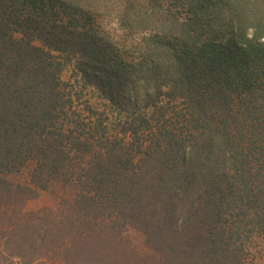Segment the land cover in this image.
I'll return each mask as SVG.
<instances>
[{
	"label": "trees",
	"instance_id": "16d2710c",
	"mask_svg": "<svg viewBox=\"0 0 264 264\" xmlns=\"http://www.w3.org/2000/svg\"><path fill=\"white\" fill-rule=\"evenodd\" d=\"M97 18L114 20L123 37ZM72 62L122 111L137 107L128 97L136 84L145 109L181 100L201 122L148 140V121H128L127 146L72 139L60 79ZM249 118L241 144L231 130ZM29 166L30 185L7 179ZM55 181L79 186V217L117 226V236L141 232L149 252L138 263L246 264V242L264 237V0H0V218L11 212L18 226L0 228L5 264L80 249L66 223L51 232L34 214L21 218Z\"/></svg>",
	"mask_w": 264,
	"mask_h": 264
},
{
	"label": "rangeland",
	"instance_id": "374dc122",
	"mask_svg": "<svg viewBox=\"0 0 264 264\" xmlns=\"http://www.w3.org/2000/svg\"><path fill=\"white\" fill-rule=\"evenodd\" d=\"M171 0H164L167 4ZM185 17V14L183 15ZM96 25L106 33L112 36L122 38L123 35L118 32L116 22L108 18H97ZM14 36L20 38L21 34L15 32ZM136 37H138L136 35ZM37 45H42L40 41ZM53 61L56 63H65V55L52 52ZM62 91L65 99L69 100V107L65 124L70 125L73 134L68 133V137L91 138L94 141L100 136L110 139L123 141L124 146L130 143V137L124 133V125L128 121L141 118L148 121L147 131L144 132L143 138L151 140L153 134L158 129H173L179 134H185L187 131L193 130L198 121L193 115L185 112L184 104L181 100L169 101L164 99L160 104L163 111H155V109H145L141 102V93L145 92V88H141L136 84H132L128 96L129 98H138V104L134 111H122L111 104L105 98L101 91L95 86L88 84L83 75L79 72L75 63L63 65L60 73ZM186 120L184 121L183 116ZM253 121H249L242 130L232 129L233 134L240 135L239 143L249 142L248 135L253 129ZM152 132V133H151ZM253 140L251 136L250 141ZM32 166L23 169L19 173H13L7 176V179L14 184L30 185ZM79 190L76 183L64 184L62 181L52 182L48 190L40 191L34 199L28 200L23 207L21 218L24 221L30 220L32 217L34 222L38 223L43 230L51 231L55 228H62L66 223L73 232L79 233L77 244L80 249L70 251L67 258H63L62 253L50 256L46 262L39 264H141L138 259L145 256L149 252L144 242V236L141 232L133 227L120 228V236L115 235L117 226L100 227L84 217H79L74 210L75 195ZM73 210V211H72ZM0 218V228L13 227L18 229L14 214L9 212ZM3 216V215H2ZM26 218V219H25ZM86 219L89 223L84 224L82 220ZM60 225V227H57ZM8 229L6 231L15 232ZM1 231V230H0ZM35 231V230H34ZM30 231L32 236V232ZM21 231L16 232V236ZM0 232V239L1 234ZM61 234V231H60ZM14 235V236H15ZM62 236H64L62 234ZM3 237V235H2ZM2 242V241H1ZM13 242V241H12ZM246 264H264V237H254L246 242ZM0 264H5L3 259Z\"/></svg>",
	"mask_w": 264,
	"mask_h": 264
}]
</instances>
